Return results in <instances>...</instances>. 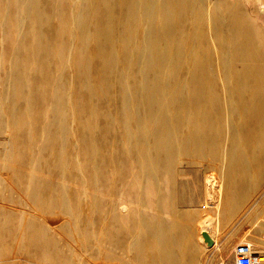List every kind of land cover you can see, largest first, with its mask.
Returning <instances> with one entry per match:
<instances>
[{
    "label": "bare ground",
    "instance_id": "obj_1",
    "mask_svg": "<svg viewBox=\"0 0 264 264\" xmlns=\"http://www.w3.org/2000/svg\"><path fill=\"white\" fill-rule=\"evenodd\" d=\"M40 1L11 0V13L18 21L31 14L33 26H36L39 20H43ZM44 1L61 19V41L57 40L60 41L57 50L62 71L67 67L75 68L83 78H87L91 62L96 60L97 82L92 84L88 79L86 84L90 88H105L109 91L106 99L109 102L115 100L112 111H101L93 123L78 125L80 134L77 139L84 150L76 151L77 157L86 153L88 166L95 175L103 163L118 152L125 153L139 170L135 177L138 188L134 194L138 203L136 209H132L122 195L108 206V213L118 226L109 235L110 244L114 248L119 245V233L124 231L123 225L119 224L131 218L135 232L129 244L137 249L143 264H184L186 246L192 243L191 229L187 224L174 220L175 217L168 228L161 218L151 222L144 220L145 215L139 207L144 186L139 174L151 169L155 175L161 162L165 163L168 173L173 172L178 157L190 153L225 157L243 152L247 150L246 137L252 150H257L258 139L264 132L258 130L259 126H264V32L246 13L222 0L212 3L226 8L217 17L208 15L204 0ZM62 5L70 8L72 24L69 28L61 14ZM206 16L209 23H220V29L214 36L220 43V71L206 68L202 63L207 62L206 59L194 56L195 35L182 30L184 22L202 23ZM32 36L37 43L35 45L41 46L46 54L51 53V45L41 41L39 32L32 33ZM92 44L96 45L95 55L88 53ZM235 54L240 57L239 65L230 60V56ZM185 67L188 73L182 75L181 69ZM218 73L224 84L222 94L214 89V78ZM20 120L24 122L22 118ZM50 120L47 130L54 131V135L29 140L30 151L23 150L20 142L15 140L13 146L16 151L10 153L22 152L24 161L35 168L46 164V160L55 153L52 151L55 146L57 157L53 167L66 175L70 168L66 152L68 146L63 139L73 131V127L57 105L52 107ZM34 128L28 127L27 131L36 130ZM100 140L110 141V150L103 156L100 155V145L103 144ZM75 144L71 143L70 147L73 149ZM77 167L82 174V165L78 163ZM228 169L227 172L225 166V180L228 174L235 172L234 167ZM41 180L31 175L29 186L31 198L44 204ZM217 184L218 191L222 190L223 194L227 182H224V188L220 181ZM213 189L209 187L211 193H214ZM66 191L60 194L55 204L49 202L45 205L48 208L58 206L62 214L77 217L79 212L70 206L67 199L70 193ZM220 204L221 199L217 202L218 210ZM211 218L203 220V228L208 223L212 224L214 219ZM38 226L36 232L44 237L49 230L42 227L44 224ZM201 234L203 238L199 239L205 248L204 242L208 246L214 244V238L207 229Z\"/></svg>",
    "mask_w": 264,
    "mask_h": 264
},
{
    "label": "rangeland",
    "instance_id": "obj_2",
    "mask_svg": "<svg viewBox=\"0 0 264 264\" xmlns=\"http://www.w3.org/2000/svg\"><path fill=\"white\" fill-rule=\"evenodd\" d=\"M9 1L0 0V264H143L137 249L129 244L135 232L133 219H125L119 224L123 225L124 231L119 233L118 246L114 248L109 242V235L117 225L108 213V206L122 195L132 209H136L138 203L134 194L138 188L135 177L139 170L125 153L118 152L107 159L95 175L88 166L89 156L86 153L79 154L80 157L76 155V151L84 150L77 139L80 134L78 125L93 123L98 113L115 108V100H110V104L105 97L109 91L100 86L90 88L86 84L88 79L92 84L97 82L96 60L91 62L87 78H83L75 68L67 67L66 71H62L57 50L61 41L60 16L41 0L43 20L33 26L31 14L23 21L13 17ZM218 1L221 0H204L210 17H217L220 11L226 9L225 6L212 4ZM222 1L246 13L264 32V0ZM61 14L65 26L69 28L72 24L70 8L62 5ZM181 26L185 33L195 35L194 56L206 59L207 62H202L206 68L220 71V43L214 37L220 23L211 24L206 16L202 23L190 21ZM37 32L42 42L51 45V53L46 54L41 46L35 45L32 33ZM93 45L88 49L90 55L97 52L96 45ZM239 58L236 54L230 56L231 62L237 65ZM187 73L186 67L181 69L182 75ZM214 81L215 91L222 94L224 84L219 73ZM53 105L64 111L73 127V131L63 139L68 146L66 152L70 168L66 175L53 167L57 157L55 146L52 149L55 153L46 160V164L35 168L24 161L22 152L10 153L16 151L13 146L15 140L20 142L23 150L30 151L31 139L54 135V131L47 130L51 125ZM101 120L105 122L104 118ZM28 127H35L36 130L27 131ZM258 130L263 132L264 126H259ZM99 142L103 143L100 145V155L103 156L110 150V141ZM71 143H77L73 149ZM245 143L247 150L231 156L190 153L178 157L173 172L168 173L165 163L161 162L155 175L151 169L139 174L144 186L139 204L146 218L144 220L151 222L161 218L168 228L175 217L174 220L187 224L191 229L192 243L186 246L184 264L234 263V247L225 254L220 252L217 244V237L222 244V239L231 228V225L225 227L223 220L217 222V202L222 198L217 182L220 181L224 188L225 166L228 172V168L239 166L238 162L243 159L251 161L258 159L255 157L257 153L264 155V132L258 139L257 148L262 152L253 151L247 137ZM78 163L82 165V174L77 169ZM31 175L42 179L44 204L31 198ZM210 186L214 188V193L210 192ZM65 189L70 193L67 197L70 206L79 212L77 217L62 214L58 206L48 208L45 205L49 202L55 204ZM211 216L215 221L203 228V220ZM39 224H44L42 227L49 230L44 237L36 232ZM217 226L223 231L216 234ZM204 229L214 238L211 246L204 242L206 248L199 239L203 238L201 232Z\"/></svg>",
    "mask_w": 264,
    "mask_h": 264
},
{
    "label": "crops",
    "instance_id": "obj_3",
    "mask_svg": "<svg viewBox=\"0 0 264 264\" xmlns=\"http://www.w3.org/2000/svg\"><path fill=\"white\" fill-rule=\"evenodd\" d=\"M257 154L256 160L238 162L226 179L217 222L223 220L225 227L231 228L222 239L223 246L217 237L221 253L226 254L239 242H248L255 253L264 254V155ZM215 228L216 234L223 231Z\"/></svg>",
    "mask_w": 264,
    "mask_h": 264
},
{
    "label": "built area",
    "instance_id": "obj_4",
    "mask_svg": "<svg viewBox=\"0 0 264 264\" xmlns=\"http://www.w3.org/2000/svg\"><path fill=\"white\" fill-rule=\"evenodd\" d=\"M233 254V264H264V254L255 253L248 242H239L235 246Z\"/></svg>",
    "mask_w": 264,
    "mask_h": 264
},
{
    "label": "water",
    "instance_id": "obj_5",
    "mask_svg": "<svg viewBox=\"0 0 264 264\" xmlns=\"http://www.w3.org/2000/svg\"><path fill=\"white\" fill-rule=\"evenodd\" d=\"M212 243V242H211Z\"/></svg>",
    "mask_w": 264,
    "mask_h": 264
}]
</instances>
